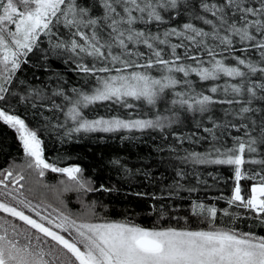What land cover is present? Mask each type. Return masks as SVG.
Masks as SVG:
<instances>
[{
    "label": "snow or ice",
    "instance_id": "6c2138e0",
    "mask_svg": "<svg viewBox=\"0 0 264 264\" xmlns=\"http://www.w3.org/2000/svg\"><path fill=\"white\" fill-rule=\"evenodd\" d=\"M0 124L22 152L0 163V264H264V0H0ZM97 134L159 139L152 226L65 165L57 144ZM224 167L230 194L192 198Z\"/></svg>",
    "mask_w": 264,
    "mask_h": 264
},
{
    "label": "trees",
    "instance_id": "16d2710c",
    "mask_svg": "<svg viewBox=\"0 0 264 264\" xmlns=\"http://www.w3.org/2000/svg\"><path fill=\"white\" fill-rule=\"evenodd\" d=\"M157 143H159V139L153 142L148 137H145L144 141L130 143L122 142L118 136L108 137L97 134L82 137L78 142L73 141L63 146L57 144L56 147L61 148L68 156L65 165L77 163L85 169L86 176L94 178L97 182L111 184L118 188L117 192L102 197L107 206L106 215L109 219L123 220L129 218L138 224L150 227L156 220L155 215H149L150 206L153 203H157L159 206L158 201L152 197H167V185L172 183L173 177L172 169L161 161V157H166L167 153H157L153 150ZM49 147L51 148L50 141ZM49 154L51 155V152ZM21 155L22 152L14 132L0 124V163H3L5 159L11 160L13 157L19 160ZM116 157L122 158V162L132 170L133 174L130 177L123 178L109 164V161ZM207 171L227 179L228 184L220 183L211 189L200 186V192L193 193L192 198L199 196L204 199L215 196L219 194L217 189L221 188L225 195L230 194L228 189L232 181L228 179L231 175L229 170L224 167L220 169L209 168ZM144 172H149L150 175L146 177ZM204 178L208 180L209 185L214 183L207 172L204 173ZM56 179L55 175H49L48 182L55 183ZM250 184L251 182L242 181V186L246 189L250 188ZM136 193L143 195L137 196ZM180 195L188 197L186 192H182ZM48 199L50 202L52 201L51 193L48 194ZM68 199L70 201L69 207L73 211H78L79 205L75 204V197L69 196ZM188 202V200L181 201L180 199L174 201L176 206L182 207H187ZM165 203L172 204L173 200L166 199Z\"/></svg>",
    "mask_w": 264,
    "mask_h": 264
}]
</instances>
